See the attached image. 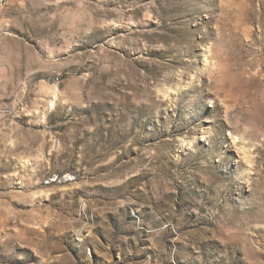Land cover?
Here are the masks:
<instances>
[{
  "label": "rangeland",
  "instance_id": "rangeland-1",
  "mask_svg": "<svg viewBox=\"0 0 264 264\" xmlns=\"http://www.w3.org/2000/svg\"><path fill=\"white\" fill-rule=\"evenodd\" d=\"M0 264H264V0H0Z\"/></svg>",
  "mask_w": 264,
  "mask_h": 264
},
{
  "label": "bare ground",
  "instance_id": "bare-ground-1",
  "mask_svg": "<svg viewBox=\"0 0 264 264\" xmlns=\"http://www.w3.org/2000/svg\"><path fill=\"white\" fill-rule=\"evenodd\" d=\"M52 105H54V100H53V102H52Z\"/></svg>",
  "mask_w": 264,
  "mask_h": 264
}]
</instances>
